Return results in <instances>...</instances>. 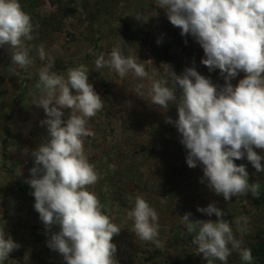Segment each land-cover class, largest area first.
I'll use <instances>...</instances> for the list:
<instances>
[{"label":"clouds","instance_id":"clouds-1","mask_svg":"<svg viewBox=\"0 0 264 264\" xmlns=\"http://www.w3.org/2000/svg\"><path fill=\"white\" fill-rule=\"evenodd\" d=\"M157 6L181 29V35L195 38L206 57L201 63L210 72L219 69L225 83L218 86L193 67L182 75L172 71L171 86L167 80L152 83L151 104L165 112L170 103L176 106L178 118L167 117L165 122L180 134L188 167L203 165L201 183L207 181V187L227 202L249 192L259 197V183H249L246 166L234 160L246 156L257 173L264 172V156L254 150H264V0H157ZM136 18L141 19L139 15ZM32 32L31 17L19 0H0V46H9L11 64L20 69L33 63L25 43L34 39ZM38 52L43 60V45ZM94 63L97 70L108 67L121 78L129 72L141 79L149 75L137 57L123 54L119 43L110 53H99ZM51 66L41 69L36 84L41 95L34 105L44 110L46 118L40 124L46 127L48 139L31 152L35 166L25 181L34 189V209L49 232L59 225L47 246L58 251L66 264H119L112 241L121 228L105 214L97 195L88 190L99 175L84 151L85 138L94 135L87 127L88 118L102 110L104 101L88 82L85 65L69 68L67 79L50 71ZM240 72L245 75L233 86L231 81ZM177 86L182 89L179 96ZM143 87L136 85L141 96ZM66 109L71 111L64 119ZM197 211L215 214L218 219L193 221L190 212L181 217L187 232L195 233L196 254L202 253L207 264L214 260L227 264L231 253L238 251L241 259L251 264V250L241 248L215 202L197 207ZM127 216L134 221L136 236L161 246L158 214L144 198L135 197ZM244 219L237 217L234 223L240 225ZM19 247L0 226V264Z\"/></svg>","mask_w":264,"mask_h":264},{"label":"rangeland","instance_id":"rangeland-1","mask_svg":"<svg viewBox=\"0 0 264 264\" xmlns=\"http://www.w3.org/2000/svg\"><path fill=\"white\" fill-rule=\"evenodd\" d=\"M77 1L94 4L96 0ZM69 2L65 0L66 4ZM19 3L24 11L26 3L22 0ZM34 13L49 17L57 13V8L43 0ZM59 20L61 31L52 30L41 40L25 42L27 47L34 49L29 52L33 63L26 70L11 64L9 46H0V226H4L6 234L20 245L3 264H66L58 251L47 246L51 233L60 230L59 225H54L50 232L46 230L34 206L14 190L16 179L26 181L30 178L29 170L35 166L31 152L48 139L46 127L40 124L46 115L43 108L34 104L41 95L36 88L39 73L49 64L52 65L50 71L55 73L65 65L70 68L85 65L89 70L88 82L104 101L102 110L88 118L87 127L94 135L85 138L84 151L99 175L98 182L88 190L99 200L103 188L113 193L110 194L109 216L121 228L112 241L117 246L119 264H173L185 256V251L195 253L193 264H207L202 253L196 254V245L192 243L195 233L187 232L181 217L190 212V220L216 221L215 214L208 216L197 211V207L206 208L213 202L223 210V219L230 223L241 248L249 249L262 219L251 192L234 196L227 202L207 187V181L201 183L203 165L188 167L187 150L180 143V134L173 124L165 122L167 117L178 118L176 106L170 103L165 112L150 101L154 81L167 80L171 86L172 71L182 75L189 67L214 84L224 85L219 69L210 72L201 63L206 57L200 44L190 34L181 35V29L170 23L166 11L157 6V0H117L114 10L110 9L100 21L104 30L101 35L106 36L98 49H95L98 27L89 24L82 9H75L64 18L60 16ZM138 26L142 28L145 45L126 47L121 35H135ZM136 35H140L139 30ZM118 43L125 56L133 55L144 65L149 74L147 78L141 79L132 72L121 78L108 67L96 69L97 55L110 53ZM41 45L45 51L43 60L38 52ZM67 71L57 74L67 79ZM244 75L240 72L231 81L233 86ZM138 84L144 85L143 96L136 92ZM176 93L177 96L182 94L179 86ZM70 111L65 110L64 119ZM254 150L264 156V150ZM244 159L247 160L246 156ZM261 163L264 165V159ZM249 164L252 180L263 184L264 172L257 173ZM136 196L144 198L158 214L160 247L141 240L132 231L134 221L128 219L127 211L134 207ZM237 217L245 218L240 225L234 223ZM213 264L221 262L214 260ZM227 264L246 262L238 251H233Z\"/></svg>","mask_w":264,"mask_h":264},{"label":"trees","instance_id":"trees-1","mask_svg":"<svg viewBox=\"0 0 264 264\" xmlns=\"http://www.w3.org/2000/svg\"><path fill=\"white\" fill-rule=\"evenodd\" d=\"M25 5V12L30 15L31 22L33 24V32L32 35L35 40H41L43 35L45 33H49L50 31H61L62 30V24L59 20V17L62 16L63 18L68 16L69 14L73 13L75 9H82L83 15L85 16L86 20H88L89 24L91 26H97L99 33V37L96 40L95 49H98L100 47V41L104 39V37L101 34H104V30L102 27H100L103 16L105 13H108L110 9L114 10V5L117 0H108L105 2H102L100 0H96L94 4L87 3H78L77 0H70L69 3H65V0H47L51 3V5L55 6L57 8V13L50 15L49 17H42L41 15H38L34 13V11L39 7L40 3L43 0H22ZM118 9V8H117ZM113 12V11H112ZM59 15V16H58ZM140 31V35H136V31ZM135 35H127L126 33H123L121 35V38H123V43H125L126 47L129 45L130 47H137L140 45L143 47L145 45V38L142 36L143 31L141 26L137 27V30H134ZM33 39V40H34ZM31 40V42H33ZM31 51H34V49H31ZM70 68L69 65L62 66L57 72L60 73L61 71L68 70ZM56 72V73H57ZM7 131L9 129H6ZM234 163L237 165H245L246 171L249 174V183H254V180H252V175L250 172V164L246 159H239L234 160ZM260 185V184H259ZM14 190H18L20 194L22 195L23 199L27 202L31 203V205L34 206L35 198L32 195V192L34 189L30 187L29 184H27L24 180H15L14 184ZM110 191H106L104 188L102 189L101 196H100V202L104 206L103 211L105 214L109 215L110 212V204H111V198H110ZM113 194V193H112ZM111 194V195H112ZM114 198L119 199L116 195H114ZM252 200L254 202L255 208L262 213L261 221L257 225V231L254 234V237L252 241L249 244V249L252 252L253 255V261L254 264H264V183L260 185L259 189V197L252 196ZM185 255L179 258L177 261H175L173 264H193L194 259L196 258L195 253H191L189 251H185L183 253Z\"/></svg>","mask_w":264,"mask_h":264}]
</instances>
